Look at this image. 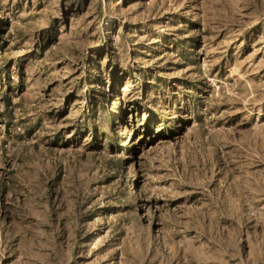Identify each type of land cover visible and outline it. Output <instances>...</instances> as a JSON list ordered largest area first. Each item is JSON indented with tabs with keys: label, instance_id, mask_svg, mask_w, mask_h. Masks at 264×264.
<instances>
[{
	"label": "rangeland",
	"instance_id": "obj_1",
	"mask_svg": "<svg viewBox=\"0 0 264 264\" xmlns=\"http://www.w3.org/2000/svg\"><path fill=\"white\" fill-rule=\"evenodd\" d=\"M0 264H264V0H0Z\"/></svg>",
	"mask_w": 264,
	"mask_h": 264
},
{
	"label": "trees",
	"instance_id": "obj_2",
	"mask_svg": "<svg viewBox=\"0 0 264 264\" xmlns=\"http://www.w3.org/2000/svg\"><path fill=\"white\" fill-rule=\"evenodd\" d=\"M105 97H106V96H105ZM105 97H104V98H105ZM106 99H107V98H106ZM106 99H105V100H106ZM121 118H122V115L119 114V120H121ZM151 122H152L151 120H148V121L145 123L144 128H143L145 132H148V131L150 130V128H151ZM161 123H162V122H161ZM167 132H169L168 129H167ZM119 141L121 142L120 139H117V141H116V145H117V146H119V144H120ZM97 235H98L97 233H95V235L90 234V235L87 237L86 241H87V242H90V241L94 238L93 236H97Z\"/></svg>",
	"mask_w": 264,
	"mask_h": 264
}]
</instances>
